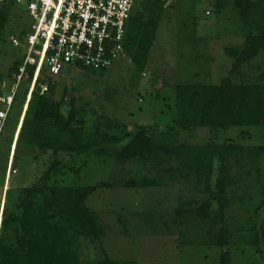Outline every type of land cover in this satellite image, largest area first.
<instances>
[{"label": "rangeland", "instance_id": "374dc122", "mask_svg": "<svg viewBox=\"0 0 264 264\" xmlns=\"http://www.w3.org/2000/svg\"><path fill=\"white\" fill-rule=\"evenodd\" d=\"M12 1L0 2V8L8 5L10 9L0 35L2 80L7 79L10 69L26 52L23 45L15 47L11 37L22 43L32 25L26 4L14 5ZM146 2H136V10L148 6ZM233 3L234 0H170L163 9L156 10V41L143 73L126 53L103 74L66 67L56 77L57 93L67 88L69 100L77 88V95L92 113L89 117L94 116L92 110H98L127 123L132 126L130 129L146 126L155 134H166L174 126L175 94L179 85L219 86L230 75L235 60L225 51H240L248 35ZM232 80L235 85L264 84V52L260 51L251 63L239 68ZM27 88L28 82L24 81L0 139V212L8 210L10 216L6 218L14 214L21 219L23 211L18 206L24 189L40 180L55 163L51 152L40 154L37 149L31 150L30 155L27 153L29 157H19L14 162L17 175L12 174L9 182L10 196L4 198L9 148ZM56 96L59 100L60 95ZM175 135L180 143L198 148L211 139L216 144L236 145L235 153L228 154L217 165L225 163L237 181V186L228 194L230 206L224 213L223 223L218 213L209 221H202L192 213L210 193L204 184L196 185L194 177L183 176L186 164L182 160L153 165L136 160L100 159L78 167L66 154L60 159L64 163L59 175L61 183L96 186L86 206L99 217L107 231L101 239L82 240L80 259L138 264H221L222 252H230L232 264H264V207L256 211L263 197L259 194L264 190V154L252 151L258 146L264 147V127H231L218 131L215 137L208 129L178 131ZM169 168L178 169L175 180L171 179ZM215 218L219 219L217 223ZM253 223L259 226L260 246L252 234L245 235ZM11 226L9 232L4 230L0 234L7 245L19 252L18 241L23 237V230L19 222ZM221 227L232 234L231 245L223 250L216 246Z\"/></svg>", "mask_w": 264, "mask_h": 264}, {"label": "trees", "instance_id": "16d2710c", "mask_svg": "<svg viewBox=\"0 0 264 264\" xmlns=\"http://www.w3.org/2000/svg\"><path fill=\"white\" fill-rule=\"evenodd\" d=\"M1 1L6 4L7 0ZM146 3L148 6L142 10L134 7L124 45L125 52L141 73L148 66L149 55L156 41V10L165 7L163 4ZM233 4L248 35L240 51L235 48L225 51L235 60L230 75L219 86L179 85L175 94L174 126L166 134H155L146 126L137 125L130 129L132 126L127 123L102 114L103 112L99 113L98 110H92L94 116L89 117L92 113L77 95V88L73 89L74 95L69 100L67 88L57 93L55 80L64 70L58 76L42 72L23 119L13 161L17 163L19 157H29L30 151L37 149L40 154L51 152L55 163L40 180L24 189V196L18 206L23 211L21 219L14 214L6 218L10 216L9 211H1L2 235L4 230L9 232L11 225L19 222L23 237L18 241L20 251L16 252L3 241L0 234V264H138L133 261L89 262L80 259L82 240L101 239L106 236L107 231L99 217L86 206V201L96 191V186L61 183L59 175L64 163L60 159L66 154L72 157L73 164L78 167L100 159L119 162L136 160L153 165L164 162L171 164L173 159L182 160L186 164L183 176L194 177L196 185L204 184L210 193V197L192 213L202 221H209L218 213L220 222L223 223L224 213L230 206L228 194L231 188L237 186V181L231 176L230 168L225 163L219 167L217 165L219 161H225L228 154L235 153L236 145L216 144L211 139L202 148H198L180 143L175 133L208 129L209 134L215 137L218 131L231 127H264V84L235 85L232 80L239 68L251 63L260 51L264 52V0H234ZM217 7H221V2ZM9 12L8 5L0 8V35L8 22ZM20 62L18 60L14 64L9 74L16 70ZM66 67L94 74L107 71L83 66ZM31 80L32 78L28 81L17 124L26 103ZM43 86L47 87L45 92L42 91ZM57 94L60 95L59 100L56 98ZM17 99L16 97L14 105ZM9 119L10 115L8 121ZM252 151L257 155L264 154V147L258 146ZM7 166L8 161L5 173ZM69 169L73 171L74 167ZM177 170L168 169L171 179L177 178ZM263 191L262 189L259 194L260 198L261 195L263 197L256 209L259 212L264 207ZM9 192L10 190L7 191L6 199L10 196ZM215 219L214 223H217L219 219ZM253 224V228L247 229L245 235L252 234L254 242L260 246L262 239L259 226L257 223ZM231 236L229 230L221 227L216 246L222 250L227 249L232 243ZM220 260L221 264H232L231 253L222 252Z\"/></svg>", "mask_w": 264, "mask_h": 264}, {"label": "built area", "instance_id": "2783aa9c", "mask_svg": "<svg viewBox=\"0 0 264 264\" xmlns=\"http://www.w3.org/2000/svg\"><path fill=\"white\" fill-rule=\"evenodd\" d=\"M138 1L142 0H14L15 4H26L32 25L22 43L11 37L12 44L23 45L26 52L16 70L0 81V139L24 81L32 78L22 120L42 72L58 76L68 65L103 71L125 56L127 26ZM144 1L164 6L170 2ZM46 90L43 86L42 91ZM13 159L11 150L3 185L5 199L9 180L17 173ZM0 218L1 225L2 215Z\"/></svg>", "mask_w": 264, "mask_h": 264}, {"label": "crops", "instance_id": "0c3cea01", "mask_svg": "<svg viewBox=\"0 0 264 264\" xmlns=\"http://www.w3.org/2000/svg\"><path fill=\"white\" fill-rule=\"evenodd\" d=\"M22 120V119H21ZM19 121V123H18V126H17V128H16V131H15V133H14V137H13V142H12V146H11V150H12V148H13V145H15V150H16V146H17V140H18V137H19V133H20V129H21V126H22V123H23V120L22 121ZM18 135V136H17ZM15 141H16V143H15ZM11 181V178H10V180H9V182ZM3 185H4V183H3ZM3 189H4V186H3ZM8 190H10V183H9V187H8ZM1 213V212H0Z\"/></svg>", "mask_w": 264, "mask_h": 264}, {"label": "clouds", "instance_id": "9594fccd", "mask_svg": "<svg viewBox=\"0 0 264 264\" xmlns=\"http://www.w3.org/2000/svg\"><path fill=\"white\" fill-rule=\"evenodd\" d=\"M15 143H16V141H15ZM14 154H15V152H14ZM8 191V190H7ZM0 227H1V225H0Z\"/></svg>", "mask_w": 264, "mask_h": 264}]
</instances>
